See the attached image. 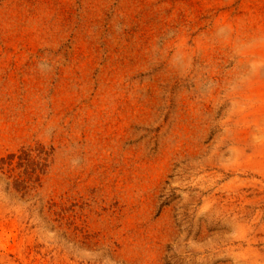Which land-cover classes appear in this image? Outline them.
Listing matches in <instances>:
<instances>
[{"label":"rangeland","instance_id":"obj_1","mask_svg":"<svg viewBox=\"0 0 264 264\" xmlns=\"http://www.w3.org/2000/svg\"><path fill=\"white\" fill-rule=\"evenodd\" d=\"M0 264H234L233 0H0Z\"/></svg>","mask_w":264,"mask_h":264}]
</instances>
